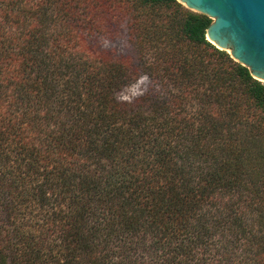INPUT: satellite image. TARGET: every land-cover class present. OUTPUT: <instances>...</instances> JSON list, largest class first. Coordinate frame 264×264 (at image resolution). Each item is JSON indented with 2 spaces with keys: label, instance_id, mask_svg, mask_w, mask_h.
I'll return each instance as SVG.
<instances>
[{
  "label": "trees",
  "instance_id": "16d2710c",
  "mask_svg": "<svg viewBox=\"0 0 264 264\" xmlns=\"http://www.w3.org/2000/svg\"><path fill=\"white\" fill-rule=\"evenodd\" d=\"M122 22L137 66L87 40ZM211 22L176 0H0V264H264V83ZM139 67L168 93L132 106Z\"/></svg>",
  "mask_w": 264,
  "mask_h": 264
},
{
  "label": "water",
  "instance_id": "95a60500",
  "mask_svg": "<svg viewBox=\"0 0 264 264\" xmlns=\"http://www.w3.org/2000/svg\"><path fill=\"white\" fill-rule=\"evenodd\" d=\"M212 22L206 40L264 83V0H176Z\"/></svg>",
  "mask_w": 264,
  "mask_h": 264
},
{
  "label": "rangeland",
  "instance_id": "374dc122",
  "mask_svg": "<svg viewBox=\"0 0 264 264\" xmlns=\"http://www.w3.org/2000/svg\"><path fill=\"white\" fill-rule=\"evenodd\" d=\"M89 42L95 43L99 48L108 52L112 56H128L133 59L135 66L138 65V57L133 40L131 39L125 22L119 26V32H114L112 37H106L101 34L88 36ZM140 75L132 84L124 87L116 97L132 106L137 104L142 98L150 100L163 97L168 93V88L158 78H153L146 74L139 67ZM170 90V88H169ZM28 220V221H27ZM30 219L24 217V223L28 226ZM28 229H31L27 227Z\"/></svg>",
  "mask_w": 264,
  "mask_h": 264
}]
</instances>
